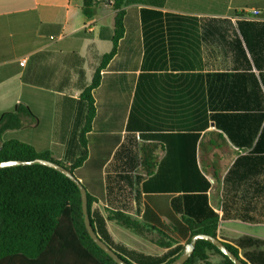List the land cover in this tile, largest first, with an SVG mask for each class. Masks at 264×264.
<instances>
[{
	"label": "crops",
	"instance_id": "0c3cea01",
	"mask_svg": "<svg viewBox=\"0 0 264 264\" xmlns=\"http://www.w3.org/2000/svg\"><path fill=\"white\" fill-rule=\"evenodd\" d=\"M122 1L123 34L91 92L95 117L83 133L81 94L112 49L113 0H95L90 16L83 0H0V118L20 105L36 119L22 115L23 128L2 141L27 143L67 166L84 155L77 180L94 190L93 208L157 229L170 226L160 198L180 222L172 199L183 211L190 183L200 191L198 172L209 183L217 239L247 264H264V0ZM199 101L217 119L193 147L183 134ZM146 144L161 164L150 178L141 169ZM106 229L114 243L142 252L114 222ZM186 238L175 232L174 247ZM158 249L153 255L165 252ZM208 262L223 264L214 254Z\"/></svg>",
	"mask_w": 264,
	"mask_h": 264
},
{
	"label": "trees",
	"instance_id": "16d2710c",
	"mask_svg": "<svg viewBox=\"0 0 264 264\" xmlns=\"http://www.w3.org/2000/svg\"><path fill=\"white\" fill-rule=\"evenodd\" d=\"M122 0H113V9L116 10L114 19L113 46L109 53L102 56L90 85L81 94L86 103L85 128H89L94 119V106L91 92L99 84V73L116 53L117 41L123 34L120 9ZM95 0H83L82 11L85 16L91 15V8ZM200 77V74L194 75ZM229 79V74L221 75ZM193 113H188L189 124L183 134L190 144L195 146L198 131L208 127L209 121H215L217 116L207 113L208 102L192 103ZM197 105V107H196ZM205 105V106H204ZM27 115L36 120L26 107L17 105L14 112L5 113L0 118V135L7 131L23 128L21 117ZM145 138H148L146 136ZM83 135L81 143L84 146ZM193 150V151H192ZM190 151V162L195 164L194 148ZM154 149L148 144L141 147V169L146 177H154L153 171L160 168L154 160ZM44 159L57 163L70 171L78 178L76 169L84 161L80 156L71 165L54 161L49 153L38 152L32 146L19 140L8 138L2 141L0 137V162L5 161H32ZM196 168V167H195ZM202 181L198 184L200 191H192L194 185L190 183V190L182 199L184 209L181 211L180 199L173 198L171 205L175 212L181 213L180 222L176 221L171 213L164 209V198H160L159 211L168 220L170 226L158 223L161 229L147 225L138 219L120 211H107L102 215L93 204L97 198L90 192L94 190L81 182L86 191L87 212L92 229L111 250L128 264H168L174 261L182 252L193 235L204 234L214 238L217 230V216L208 206L206 191L209 188L207 180L197 172ZM147 187V186H146ZM145 189V185H144ZM164 190V187H161ZM168 199V198H166ZM106 221L114 222L125 230L147 239L158 248L165 250L162 255H149L113 242L106 229ZM183 225V228L180 225ZM155 230L153 237L149 233ZM184 230L187 234L183 246H175L173 235ZM226 248L238 259L237 248L223 243ZM221 257L223 264H232L212 244L199 240L194 251L184 264H209L210 255ZM241 260V259H240ZM244 264L245 261L241 260ZM0 264H115L88 236L82 216L80 192L76 185L61 173L42 166L28 165L0 169Z\"/></svg>",
	"mask_w": 264,
	"mask_h": 264
},
{
	"label": "water",
	"instance_id": "95a60500",
	"mask_svg": "<svg viewBox=\"0 0 264 264\" xmlns=\"http://www.w3.org/2000/svg\"><path fill=\"white\" fill-rule=\"evenodd\" d=\"M28 165H42L48 168H51L65 177H67L70 181H72L80 192L81 198V209H82V216L83 222L86 229V232L93 243L101 249L115 264H128L124 260H122L113 250H111L98 236L95 234L94 230L92 229L90 219L87 212V197L86 191L81 183L75 178V176L65 169L64 167L58 165L57 163L49 160L44 159H35L32 161H5L0 162V169L8 168V167H18V166H28ZM199 240L206 241L212 244L216 249L226 258L230 260L232 264H244L240 259H238L233 253H231L226 246L217 238L204 235V234H197L193 235L189 242L184 246L180 255L171 263L168 264H184L189 257L192 255L196 242Z\"/></svg>",
	"mask_w": 264,
	"mask_h": 264
},
{
	"label": "rangeland",
	"instance_id": "374dc122",
	"mask_svg": "<svg viewBox=\"0 0 264 264\" xmlns=\"http://www.w3.org/2000/svg\"><path fill=\"white\" fill-rule=\"evenodd\" d=\"M119 231H121L122 236L124 235L123 236L124 240H126L127 242H129L131 244L135 243V246L137 248H139L140 250H142V252H144L146 254L153 255V254H157L160 251L156 246L150 244L149 242L143 240L139 236H136L135 234L125 230L122 227H120Z\"/></svg>",
	"mask_w": 264,
	"mask_h": 264
}]
</instances>
